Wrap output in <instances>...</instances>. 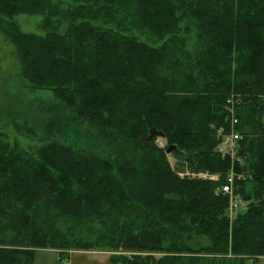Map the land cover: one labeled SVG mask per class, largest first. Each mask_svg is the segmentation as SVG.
Returning <instances> with one entry per match:
<instances>
[{
  "label": "trees",
  "instance_id": "16d2710c",
  "mask_svg": "<svg viewBox=\"0 0 264 264\" xmlns=\"http://www.w3.org/2000/svg\"><path fill=\"white\" fill-rule=\"evenodd\" d=\"M18 16L41 17L38 33ZM0 35L29 87L53 94L37 104L40 135L22 126L40 146L0 142V264H34L37 249L64 261L98 238L122 254L111 264L264 257V0H0ZM233 119L240 163L215 151ZM150 129L193 174L218 179L178 177ZM70 137L99 150L75 151ZM231 169L251 179L232 222L218 192ZM60 201L95 228L90 241L72 244L45 221L39 208Z\"/></svg>",
  "mask_w": 264,
  "mask_h": 264
},
{
  "label": "rangeland",
  "instance_id": "374dc122",
  "mask_svg": "<svg viewBox=\"0 0 264 264\" xmlns=\"http://www.w3.org/2000/svg\"><path fill=\"white\" fill-rule=\"evenodd\" d=\"M63 1H65L66 4L69 3V0ZM40 21L41 17L38 16H18L15 18V22L24 33L37 34V27L40 24ZM188 43H193V40H188ZM189 49H191V47H189ZM52 99L53 94L49 88L31 89L29 87V84L20 75V69L15 59L13 48L5 41L3 36L0 35V142L1 140L7 141L10 146L16 144L20 149L25 150L26 152H31L32 149L34 150L36 147L40 146L41 144L38 142V138L34 139V135L28 136L23 133L25 130L22 126L23 124H26V126L31 128L34 133L36 132L40 135L39 124L41 122V115L36 112L38 107L37 104L39 102L51 104ZM17 129L21 132L16 131ZM218 133L219 130L217 131L216 136ZM86 139L87 138L74 140V137H70L65 140V143L74 145L73 147L75 151L90 147L95 149L98 147L92 142H84L83 140ZM155 142L158 148H167V142L164 138L155 140ZM97 149L99 150V148ZM101 150H103L102 147ZM99 155L107 157L108 153H105L104 155L99 153ZM166 161L170 169H172L178 177L195 179L191 177L193 171L189 170V167L184 164L183 159L180 157L176 158L173 154L166 155ZM56 205L60 208L61 205L64 206V201L45 204L39 208L42 215H44L45 221L56 225L60 233L66 235L68 239H72V244H78V242L75 241H90L93 237L92 233H90L91 229L95 231V228L80 221L78 217L76 219L75 217L71 219L67 218L69 215L67 212L70 208L66 205L60 210V212H62L60 217H58L57 214H48L55 211L54 207ZM88 206H90V204ZM4 222H7V220ZM97 222L99 224L95 223L94 225L96 226V229L103 230L102 225L101 227L98 226L101 222L99 220ZM11 230L12 227L10 225L9 231ZM102 243L104 242L98 238L95 239L94 249H71L65 251L63 253L65 256L64 261L59 260L58 255H60V251L37 249L34 253V264H111L110 258L113 259L114 256L122 255L120 252H115L106 247L99 248V246H96ZM123 255L129 256V254ZM247 264L252 263L249 262ZM256 264H264V260L261 259Z\"/></svg>",
  "mask_w": 264,
  "mask_h": 264
},
{
  "label": "built area",
  "instance_id": "2783aa9c",
  "mask_svg": "<svg viewBox=\"0 0 264 264\" xmlns=\"http://www.w3.org/2000/svg\"><path fill=\"white\" fill-rule=\"evenodd\" d=\"M227 103L232 107L234 105L232 99H229ZM235 124L236 120L233 119L230 123L231 127L228 134L224 135L222 134V131H219L218 137L220 142L217 144L215 151L221 158H229L232 163H234V161L240 163L241 161L237 157V143L241 138L240 135L234 130ZM191 177L209 181H216L218 179L217 175H210L205 172H198L196 174L194 173L191 175ZM249 180H251L249 177L243 174H236L231 169L227 175H225L223 185L218 189V192L221 193L223 197L227 198L226 216L230 222H232L233 219L237 217V215L243 213L246 210L247 203L242 200L240 190L241 185Z\"/></svg>",
  "mask_w": 264,
  "mask_h": 264
},
{
  "label": "water",
  "instance_id": "95a60500",
  "mask_svg": "<svg viewBox=\"0 0 264 264\" xmlns=\"http://www.w3.org/2000/svg\"><path fill=\"white\" fill-rule=\"evenodd\" d=\"M149 139H153V140H158V139H163L164 138V134L160 131H157L155 129H150L149 131V135H148ZM176 147L171 145L166 149V155H171L176 151Z\"/></svg>",
  "mask_w": 264,
  "mask_h": 264
},
{
  "label": "bare ground",
  "instance_id": "6f19581e",
  "mask_svg": "<svg viewBox=\"0 0 264 264\" xmlns=\"http://www.w3.org/2000/svg\"><path fill=\"white\" fill-rule=\"evenodd\" d=\"M41 7V6H40ZM234 17V16H233ZM75 19V18H74ZM4 23V22H3ZM96 96V95H95ZM93 97V96H92ZM97 97V96H96ZM103 97V96H102ZM95 99H97V98H95ZM85 100V99H84ZM87 100V99H86ZM89 100V99H88ZM102 100V99H101ZM201 104V103H200ZM100 105V104H99ZM28 131V130H27ZM242 135V134H241ZM5 138V137H4ZM219 143V142H218ZM227 159V158H226ZM64 160V159H63ZM63 160L61 161V163L63 162ZM161 190H162V188H160ZM154 191V190H153ZM156 195V194H155ZM161 196V195H160ZM37 206V205H36ZM40 207V206H39ZM116 208V207H115ZM117 209V208H116ZM184 210V209H183ZM111 212V211H110ZM176 212V211H175ZM179 212H181L180 211V209H179ZM184 212V211H183ZM181 214V213H180ZM179 214V215H180ZM176 218V217H175ZM191 220V219H190ZM168 221V220H167ZM176 221V220H175ZM6 225V224H5ZM106 225V224H105ZM91 233V232H90ZM173 238H174V236H173ZM178 240V239H177ZM181 241V240H180ZM173 243V242H172Z\"/></svg>",
  "mask_w": 264,
  "mask_h": 264
},
{
  "label": "crops",
  "instance_id": "0c3cea01",
  "mask_svg": "<svg viewBox=\"0 0 264 264\" xmlns=\"http://www.w3.org/2000/svg\"><path fill=\"white\" fill-rule=\"evenodd\" d=\"M261 259H262V260H264V257H263V258H261ZM261 259H260V260H261Z\"/></svg>",
  "mask_w": 264,
  "mask_h": 264
}]
</instances>
